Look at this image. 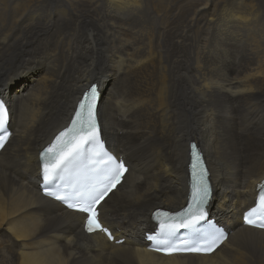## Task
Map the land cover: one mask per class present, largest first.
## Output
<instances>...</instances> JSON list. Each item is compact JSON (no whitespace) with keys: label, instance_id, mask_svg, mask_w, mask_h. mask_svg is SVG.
Instances as JSON below:
<instances>
[{"label":"bare ground","instance_id":"6f19581e","mask_svg":"<svg viewBox=\"0 0 264 264\" xmlns=\"http://www.w3.org/2000/svg\"><path fill=\"white\" fill-rule=\"evenodd\" d=\"M92 83L101 135L130 168L99 207L120 245L86 235L84 215L39 189V151ZM0 97L13 133L0 152V264H264V231L242 226L264 179V0H0ZM191 142L230 236L210 256L163 257L145 233L154 210L186 204Z\"/></svg>","mask_w":264,"mask_h":264},{"label":"snow or ice","instance_id":"6c2138e0","mask_svg":"<svg viewBox=\"0 0 264 264\" xmlns=\"http://www.w3.org/2000/svg\"><path fill=\"white\" fill-rule=\"evenodd\" d=\"M97 90L91 88L89 94H86L79 104V111L75 113V118L72 120L71 126L60 132L56 140L51 144L42 155L45 158L43 166V177L45 183H51L57 179L61 173L67 171L71 166H75L85 159L92 165V171L102 173L103 179L100 181L101 188L93 186L90 189H84L83 186L77 187L73 185L71 193L66 192L64 195L48 192L47 195H55L57 199L67 201L70 197H75L77 203L69 204V207H77L79 211L88 213L87 231L93 232L96 230L108 232L97 220V212L95 205L99 203L107 191L108 187H115L119 183L121 176L126 171L123 162H117L115 159L102 151L100 145V134L96 122L95 115V99ZM8 122V110L4 103L0 101V130L6 131ZM6 139V136L3 138ZM3 139H0V146L3 145ZM91 145H98L101 151L93 152L88 155V148ZM192 148V176H193V191L191 202L188 207L175 216L168 213H163L164 220L160 221L161 232L167 235L174 234L181 228H194L200 221L205 218L204 205L207 203L210 196V187L208 182V171L203 166V161L200 158V153L197 151L195 144ZM161 215V214H158ZM178 221V222H177ZM245 221L256 227H264V185H260L258 203L255 208L249 210L245 216ZM111 238V234L109 233ZM201 251L198 247L187 249H166V251ZM206 251H211L212 246H209Z\"/></svg>","mask_w":264,"mask_h":264},{"label":"rangeland","instance_id":"374dc122","mask_svg":"<svg viewBox=\"0 0 264 264\" xmlns=\"http://www.w3.org/2000/svg\"><path fill=\"white\" fill-rule=\"evenodd\" d=\"M43 70L44 68H41V70H37V71L31 70L30 72H25L24 74L19 75L17 79L13 82L12 89L16 92L25 93L27 88L30 87V85L32 84L31 81L34 78L37 79L39 74H41ZM21 86H24V88L20 89ZM212 212H213L212 216H214L215 215L214 210Z\"/></svg>","mask_w":264,"mask_h":264}]
</instances>
